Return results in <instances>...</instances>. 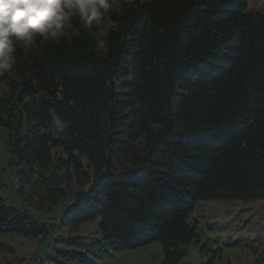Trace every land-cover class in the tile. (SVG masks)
<instances>
[{
  "label": "trees",
  "instance_id": "16d2710c",
  "mask_svg": "<svg viewBox=\"0 0 264 264\" xmlns=\"http://www.w3.org/2000/svg\"><path fill=\"white\" fill-rule=\"evenodd\" d=\"M122 7L106 36L74 19L77 35L18 49L0 74V186L11 191L0 194V235L36 242L29 257L0 243L16 264H99L156 243L162 264H179L200 244L188 222L198 202L264 201V13L247 0ZM52 150L87 189L70 193ZM61 200L47 222L30 209ZM92 222L98 234L82 236Z\"/></svg>",
  "mask_w": 264,
  "mask_h": 264
},
{
  "label": "rangeland",
  "instance_id": "374dc122",
  "mask_svg": "<svg viewBox=\"0 0 264 264\" xmlns=\"http://www.w3.org/2000/svg\"><path fill=\"white\" fill-rule=\"evenodd\" d=\"M133 1V0H125ZM142 1V0H140ZM248 10L264 13V0H247ZM5 88L0 85V93ZM7 133L0 128V185L8 182L7 163L9 148L6 142ZM52 172L59 176L68 174L72 183L70 193L87 189L88 185L77 180L68 156L60 150H52ZM85 167V160L82 159ZM50 175V174H48ZM10 188L0 186V194L8 198ZM61 200L51 211H38L29 206L33 214L42 222L57 217L64 205ZM200 236L198 246L190 244L188 256L179 264H206L213 259V264H264V201H209L198 202L188 218ZM79 233L84 237H95L98 234L97 222L80 227ZM61 230L58 235H65ZM15 242L20 244L19 254L29 257L36 249V242L18 240L14 237L0 235V243ZM204 245V249H200ZM19 250V247L16 251ZM23 250V251H22ZM163 256L160 244L156 243L137 250H124L114 254L110 259L99 264H162ZM0 264H16L13 258L0 253Z\"/></svg>",
  "mask_w": 264,
  "mask_h": 264
},
{
  "label": "clouds",
  "instance_id": "9594fccd",
  "mask_svg": "<svg viewBox=\"0 0 264 264\" xmlns=\"http://www.w3.org/2000/svg\"><path fill=\"white\" fill-rule=\"evenodd\" d=\"M122 0H0V74L13 70L18 49L31 52L40 43L58 44L77 35L73 21L106 36L112 16L123 15ZM55 129L65 125L53 115Z\"/></svg>",
  "mask_w": 264,
  "mask_h": 264
}]
</instances>
